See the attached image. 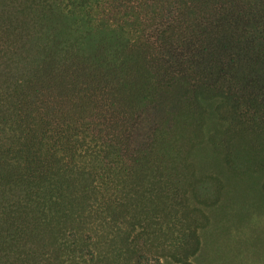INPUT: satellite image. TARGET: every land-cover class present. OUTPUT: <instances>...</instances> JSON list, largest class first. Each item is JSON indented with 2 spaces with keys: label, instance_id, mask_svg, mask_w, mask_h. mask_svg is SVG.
<instances>
[{
  "label": "trees",
  "instance_id": "trees-1",
  "mask_svg": "<svg viewBox=\"0 0 264 264\" xmlns=\"http://www.w3.org/2000/svg\"><path fill=\"white\" fill-rule=\"evenodd\" d=\"M229 207L264 216V0H0V264H197Z\"/></svg>",
  "mask_w": 264,
  "mask_h": 264
},
{
  "label": "rangeland",
  "instance_id": "rangeland-1",
  "mask_svg": "<svg viewBox=\"0 0 264 264\" xmlns=\"http://www.w3.org/2000/svg\"><path fill=\"white\" fill-rule=\"evenodd\" d=\"M148 116L144 128L154 123L159 113ZM262 213L260 209L250 213L230 207L217 209L208 230L202 235L197 264H264Z\"/></svg>",
  "mask_w": 264,
  "mask_h": 264
}]
</instances>
